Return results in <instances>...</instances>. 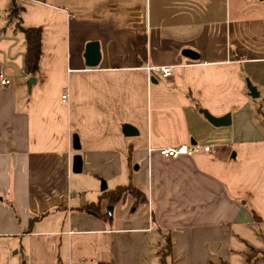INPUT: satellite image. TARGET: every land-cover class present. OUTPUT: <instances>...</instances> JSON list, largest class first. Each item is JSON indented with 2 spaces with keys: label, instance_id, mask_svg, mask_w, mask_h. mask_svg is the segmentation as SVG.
I'll use <instances>...</instances> for the list:
<instances>
[{
  "label": "crops",
  "instance_id": "crops-1",
  "mask_svg": "<svg viewBox=\"0 0 264 264\" xmlns=\"http://www.w3.org/2000/svg\"><path fill=\"white\" fill-rule=\"evenodd\" d=\"M14 2L0 0V264H161L167 236L175 264L264 254V124L248 87L264 92V0H16L20 19ZM19 23L43 29L36 74ZM181 144L212 148L157 151ZM102 180L147 201L111 203Z\"/></svg>",
  "mask_w": 264,
  "mask_h": 264
},
{
  "label": "trees",
  "instance_id": "trees-1",
  "mask_svg": "<svg viewBox=\"0 0 264 264\" xmlns=\"http://www.w3.org/2000/svg\"><path fill=\"white\" fill-rule=\"evenodd\" d=\"M44 1V0H38ZM24 8H21L16 5V0L13 6L9 9V16L11 18L20 19V12ZM19 27L21 31L24 33L25 37V71L28 74H36L40 69L41 57L43 54V29L42 27H25L19 23ZM140 53L143 54L145 51V46L140 45L139 47ZM263 124H264V113L262 114ZM106 195L109 198V202L114 203L119 201L120 199L132 195L135 198V205L138 203H144L147 201V197L144 192L138 189L136 186L128 185V186H118L114 191L105 190ZM93 207H96L94 205ZM98 208V207H97ZM96 208V209H97ZM171 239L170 236L166 238V244L162 248L161 253V264H175L171 256ZM264 257V256H263Z\"/></svg>",
  "mask_w": 264,
  "mask_h": 264
},
{
  "label": "water",
  "instance_id": "water-1",
  "mask_svg": "<svg viewBox=\"0 0 264 264\" xmlns=\"http://www.w3.org/2000/svg\"><path fill=\"white\" fill-rule=\"evenodd\" d=\"M183 54L190 57L191 59L199 58V54L191 49H185ZM101 57L102 56H101V48L99 41L97 40L89 41L86 44V50L84 53L86 65L91 67L97 66L100 63ZM34 81H35V77H31L29 79V84L33 83ZM248 87L251 96L258 97L260 95L258 89L249 80H248ZM205 114L207 118L216 125H225L230 122V115H226L224 117L218 118L210 115L207 111H205ZM123 130L126 135L138 134V130L131 124H124ZM73 145L76 150L81 149V144L78 135L74 136ZM82 169H83V157L81 154L78 153L74 156L73 171L76 173H80ZM106 189H107V184L105 180H102L101 190L105 191ZM108 210L110 215L113 214V205H109Z\"/></svg>",
  "mask_w": 264,
  "mask_h": 264
},
{
  "label": "built area",
  "instance_id": "built-area-1",
  "mask_svg": "<svg viewBox=\"0 0 264 264\" xmlns=\"http://www.w3.org/2000/svg\"><path fill=\"white\" fill-rule=\"evenodd\" d=\"M173 69H174L173 66H147L146 67V70L148 72L156 70V71L161 72L164 77L171 76L173 73ZM10 83H11V80L8 79L6 76H4L0 72V86H6V85H9ZM66 97H67L66 94L63 95V99H66ZM211 148H212V145L210 144H206L202 146L198 144H193V145L181 144L176 147H162V148H159L157 151L163 158L169 159V158H176L182 155H189V156L194 155L201 150L211 151ZM150 151H153V149L151 148Z\"/></svg>",
  "mask_w": 264,
  "mask_h": 264
},
{
  "label": "rangeland",
  "instance_id": "rangeland-1",
  "mask_svg": "<svg viewBox=\"0 0 264 264\" xmlns=\"http://www.w3.org/2000/svg\"><path fill=\"white\" fill-rule=\"evenodd\" d=\"M10 12L8 11V14ZM259 92V90H258ZM252 100L255 101V104L257 106V114L259 118L262 120V114L264 113V92L258 97L251 96ZM258 118V117H257ZM264 254L258 253L257 251L252 250L251 253H249L246 264H255V261L257 258L263 257Z\"/></svg>",
  "mask_w": 264,
  "mask_h": 264
}]
</instances>
